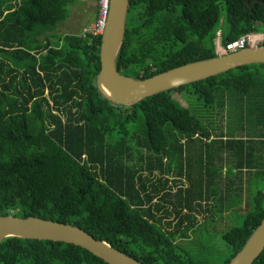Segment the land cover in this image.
<instances>
[{"label": "trees", "instance_id": "16d2710c", "mask_svg": "<svg viewBox=\"0 0 264 264\" xmlns=\"http://www.w3.org/2000/svg\"><path fill=\"white\" fill-rule=\"evenodd\" d=\"M260 1L130 0L118 70L146 79L217 57L219 31L223 46L264 33ZM74 3L0 0V216L78 226L143 264H213L195 242L223 215L224 153L235 161L229 176L264 177V64L116 105L97 85L102 35L57 34ZM227 112L224 132L217 117ZM231 198L227 209L241 205ZM238 210L243 222L222 232L230 252L220 264L264 220V190ZM0 264L108 263L74 244L8 238Z\"/></svg>", "mask_w": 264, "mask_h": 264}, {"label": "water", "instance_id": "95a60500", "mask_svg": "<svg viewBox=\"0 0 264 264\" xmlns=\"http://www.w3.org/2000/svg\"><path fill=\"white\" fill-rule=\"evenodd\" d=\"M260 2H263L262 0ZM130 0H111L110 15L101 44V70L97 85L110 102L133 106L147 97L188 85L250 64H264V45L191 62L146 79L122 75L117 59L124 44ZM8 238L50 240L80 246L108 264H143L72 224L29 216H0V242ZM264 251V220L228 264H253Z\"/></svg>", "mask_w": 264, "mask_h": 264}, {"label": "rangeland", "instance_id": "374dc122", "mask_svg": "<svg viewBox=\"0 0 264 264\" xmlns=\"http://www.w3.org/2000/svg\"><path fill=\"white\" fill-rule=\"evenodd\" d=\"M95 1L96 0H75V3L69 7L68 19L64 23H61L58 27V36H64L66 34L78 35L83 33V30L80 29L82 19L86 17L88 23L93 19L92 13H95L94 11L97 10L96 7H98V2ZM95 4L97 5L96 7ZM93 23L94 21L89 24L92 25ZM218 33L215 40L216 48L221 42V36H218ZM260 34H262L264 37V33ZM174 96L182 104L186 105V102L182 96H180L179 94H174ZM224 116H218L217 120L220 123L221 128H223V131L225 132L228 131V127L230 126V118L229 113L227 116ZM220 131V129L218 131H215V133H217L214 135V138L217 137ZM237 135L242 137L250 136L245 131L240 130H238ZM256 136L257 138H264L263 127L258 129ZM227 154L228 153L226 151L223 156L225 159L223 163V171L221 173V176L218 175V179L221 180L218 191L223 194V197L225 198L218 200L219 206L217 207V210H221L223 215H217L218 218H216L217 221L214 222V225H212L210 222L208 232L198 231V233H196L197 238L195 245H197V247H202L203 249H205L206 254L202 257L209 259L213 264H220L221 261L230 252L229 247L222 239V232L226 229H230L231 227L240 226L243 222L245 213L239 211L238 209L243 208L244 204L250 200L251 194H255L259 190H264V177H260L257 179L255 178V173L258 172L257 170L242 169L238 170L235 177L229 176L227 174L228 168L226 166L233 164L235 161L229 156V154ZM262 156L264 157V151L262 152ZM260 168L262 170L264 169L262 168V166H260L259 169ZM238 196L241 200V205L239 204L240 206L235 207L234 209H227L226 206H229L232 203L231 197L238 198ZM199 220L202 224L209 221L204 215H200ZM203 229L205 228L203 227Z\"/></svg>", "mask_w": 264, "mask_h": 264}, {"label": "built area", "instance_id": "2783aa9c", "mask_svg": "<svg viewBox=\"0 0 264 264\" xmlns=\"http://www.w3.org/2000/svg\"><path fill=\"white\" fill-rule=\"evenodd\" d=\"M111 0H98V16L96 21L85 28L83 35L93 34L102 35L105 31L107 21L110 15ZM264 41L262 34H247L235 41L229 42L226 45H222L221 42L217 47V53L228 54L237 52L245 48L260 45Z\"/></svg>", "mask_w": 264, "mask_h": 264}, {"label": "crops", "instance_id": "0c3cea01", "mask_svg": "<svg viewBox=\"0 0 264 264\" xmlns=\"http://www.w3.org/2000/svg\"><path fill=\"white\" fill-rule=\"evenodd\" d=\"M95 2H98V0H96ZM97 5L95 4V7H96ZM95 9V8H94ZM96 9H97V7H96ZM97 10H95L94 12L95 13H92V15H93V19L89 22V23H91V22H95V20H96V16H97V12H96ZM96 14V15H95ZM88 23V20H87V18L85 17V18H83L82 19V24H81V26H80V29L81 30H83V32H84V30H85V28L87 27V26H89L90 24ZM73 29H75V28H73ZM75 30H77V29H75ZM79 30V29H78ZM82 35H83V33H81ZM81 34H78V35H81Z\"/></svg>", "mask_w": 264, "mask_h": 264}, {"label": "clouds", "instance_id": "9594fccd", "mask_svg": "<svg viewBox=\"0 0 264 264\" xmlns=\"http://www.w3.org/2000/svg\"><path fill=\"white\" fill-rule=\"evenodd\" d=\"M260 45H262V44H260Z\"/></svg>", "mask_w": 264, "mask_h": 264}, {"label": "flooded vegetation", "instance_id": "af4514ba", "mask_svg": "<svg viewBox=\"0 0 264 264\" xmlns=\"http://www.w3.org/2000/svg\"><path fill=\"white\" fill-rule=\"evenodd\" d=\"M238 133V132H237Z\"/></svg>", "mask_w": 264, "mask_h": 264}]
</instances>
